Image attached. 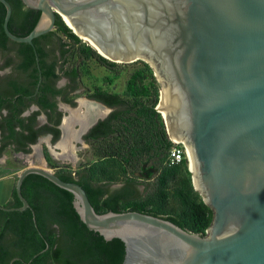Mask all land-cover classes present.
<instances>
[{"label": "water", "instance_id": "water-1", "mask_svg": "<svg viewBox=\"0 0 264 264\" xmlns=\"http://www.w3.org/2000/svg\"><path fill=\"white\" fill-rule=\"evenodd\" d=\"M22 1L40 18L17 36L9 28L13 7L0 0L11 40L33 44L54 30L59 15L106 59L144 60L154 69L170 99V125L162 114L168 133L191 147L193 183L214 216L202 236L138 211L98 213L80 184L35 166L16 184L22 206L0 210L31 208L22 185L34 173L74 195L89 230L124 242L122 264H264V0ZM161 100L162 91L159 111Z\"/></svg>", "mask_w": 264, "mask_h": 264}, {"label": "trees", "instance_id": "trees-1", "mask_svg": "<svg viewBox=\"0 0 264 264\" xmlns=\"http://www.w3.org/2000/svg\"><path fill=\"white\" fill-rule=\"evenodd\" d=\"M8 1L13 7L9 23L11 32L17 36H27L36 26L40 11L26 7L22 0ZM5 16L6 8L0 2V44L8 40L2 31ZM50 34L60 39L63 58L61 72L74 81L93 59L110 71L107 85H113L121 75L119 68L127 65L110 61L85 44L59 15ZM38 39L34 42H38ZM134 63L142 66L131 73L126 97L102 87L90 95L108 106L117 107L85 136L99 162L77 171L62 170L57 175L64 181L80 184L98 213L138 211L164 218L189 232L206 236L214 212L195 189L188 158L177 165L168 163L174 144L162 113L157 108L161 85L148 63L142 60ZM54 69L53 66H44L45 77H58ZM46 90L47 87L44 88ZM145 169L155 174L152 188L144 198L136 199L137 187L142 184L138 175ZM42 178L47 182L46 186L56 189L50 201L51 210L45 209L43 197L40 202L38 196L32 198L27 194V181L22 193L35 209L44 237L37 232L29 210H0V264H11L17 256L20 259L13 264H122L124 242L119 238L105 240L99 233L89 230L74 208V195ZM117 183L123 186L110 191L108 187ZM12 197L17 200L16 204L8 202L3 205H22L15 188ZM52 225L56 227L52 228ZM59 241H63V245H59ZM47 244L49 249L41 253Z\"/></svg>", "mask_w": 264, "mask_h": 264}, {"label": "flooded vegetation", "instance_id": "flooded-vegetation-1", "mask_svg": "<svg viewBox=\"0 0 264 264\" xmlns=\"http://www.w3.org/2000/svg\"><path fill=\"white\" fill-rule=\"evenodd\" d=\"M2 31L7 36L4 27ZM40 37H38V42L29 44L15 42L7 36L8 40L0 44V164L8 165L11 163L8 161L10 159L8 153L10 157H25V161L30 162V165L25 167L23 171L35 166L31 162H33L32 155L35 153L34 148L37 146H39L40 159L45 160L46 165H54L51 158L55 160L64 159L63 156H61L62 158L56 157L52 149L58 153L62 151L58 144L64 134V118L69 114V109L78 107L79 98L77 94L80 91L79 82L82 80L83 75L82 73L76 81L71 79L70 76L64 75V72H61V61L63 60L61 44L55 43L56 38L52 34L42 39ZM44 66L46 68L53 66L55 68L54 72L58 77H45ZM63 80L67 81L65 86H62ZM45 87L48 90L44 91ZM99 87L102 86L94 85L86 88L88 92L85 98L100 103L109 109L107 117L103 119L106 120L117 107L108 106L99 99L90 97V95L97 92ZM93 127L82 136L80 142H76V148L82 142L91 147L85 136L91 132ZM55 167H57L58 171L50 169L55 174L62 170L66 172L72 170L66 166ZM8 168L10 169L11 167L9 166ZM43 168L49 169L48 167ZM1 170L2 168H0V181L13 178V172H6L7 174L2 175L4 171L2 170L1 172ZM73 175H75V172H73ZM19 176L20 174L18 178ZM42 177L32 173L25 178L23 185L27 181L25 185L27 194L32 198L38 196L37 200L40 202L44 198L46 201L44 203L45 209L51 210L50 201L51 199L53 200L52 196H55L54 191L56 189L46 186L47 182ZM16 184L17 182L13 189H16ZM40 197L43 198L41 199ZM9 202L16 204L17 200L12 197ZM29 204L31 208L24 211L29 210L32 215L34 211L36 215L32 204L30 202ZM34 225L37 232L44 237L38 222L35 223L34 221ZM55 227L56 225H52V228ZM57 236L60 237V235ZM59 245H63V241H59ZM13 259L16 261L20 258L17 256Z\"/></svg>", "mask_w": 264, "mask_h": 264}, {"label": "rangeland", "instance_id": "rangeland-1", "mask_svg": "<svg viewBox=\"0 0 264 264\" xmlns=\"http://www.w3.org/2000/svg\"><path fill=\"white\" fill-rule=\"evenodd\" d=\"M55 43H59L60 39L58 36L55 37ZM66 40V39H64ZM68 42V40H66ZM84 42V41H83ZM85 44H87L86 42H84ZM88 45V44H87ZM144 61V60H142ZM146 62V61H144ZM89 66L87 67L86 70L83 71V75H82V80L79 82V94H77L79 99H84L86 96V93L88 92L86 88L92 87V86H102L105 89L111 91V92H116L118 94H120L123 97L127 96V82L130 78V75L132 72H134L137 68L141 67L142 64L140 63H128L126 66H124V68H119V70H121V75L119 78H117L114 81L113 85H107V78L108 76H110V71L102 66L99 62H97L96 60H91L88 62ZM118 63V62H117ZM147 63V62H146ZM118 64H125V63H118ZM67 83L66 80L62 81V86H65ZM161 85V84H160ZM163 87L161 85V91H162ZM87 99V98H85ZM89 100V99H87ZM79 101V100H78ZM79 105V104H78ZM108 109V108H107ZM109 111V109H108ZM108 113V112H107ZM76 142H79V140L72 142L73 146L75 147V157H70L68 155L63 156L64 159H52L53 164H47L46 165V161L42 160V162L44 163V167H48L49 169L53 170V171H58L57 167L55 166H66L74 171H77L83 167H85L86 165L89 164H95L98 161V157L95 154L92 146L89 147L88 144H84L82 142L79 143L77 145L76 148ZM53 148V147H52ZM54 150V149H53ZM56 152V151H55ZM58 153V152H57ZM8 157L10 158L8 161L11 162L8 165H5L4 163L0 164V168H2V170L4 171V173L2 175H5L6 172H13V178H11L10 180L5 179L0 181V205H3V203L5 202L8 192L10 191V189L15 185V183L17 182V178L18 175L21 174V172L23 171V169L27 166L30 165V162H26L25 157L22 158L20 156H15V157H10L9 153H8ZM62 158V157H61ZM33 165H35L33 162H31ZM11 167L10 169L8 167ZM37 166V165H35ZM1 170V172H2ZM7 174V173H6ZM139 180L142 182L141 185H139L137 187V193L135 194V198L137 199H141L144 198L147 193L151 190L152 188V180L155 176L154 172H152L150 169H145L142 173H140L139 175ZM123 186L122 183H117V184H112L110 185L108 188L110 191H114V190H118ZM7 204V203H5Z\"/></svg>", "mask_w": 264, "mask_h": 264}, {"label": "bare ground", "instance_id": "bare-ground-1", "mask_svg": "<svg viewBox=\"0 0 264 264\" xmlns=\"http://www.w3.org/2000/svg\"><path fill=\"white\" fill-rule=\"evenodd\" d=\"M64 18L66 22L68 23V25L81 36L83 41L93 46V44L90 42V40L87 37L81 35L78 32L77 28H75V26L72 24V22L68 18L66 17ZM94 47L97 48V46H94ZM78 102H79L78 107L69 109V114L66 115V117L64 118V123H63L64 134H63L62 140L58 144V147L62 151L61 153H57L55 152V150L52 149V152L54 153L56 157H61V156L66 157V155H68L74 158L75 157V154H74L75 147L73 146L72 142L76 140H79L80 142L81 133H83L87 129V127L90 124H92L97 118L104 117L108 112L107 107L93 100L79 99ZM169 103H170V99L168 98L167 91L164 88L162 90V100H161L159 109L161 113L165 116L166 120L168 121L170 125V112L171 111L168 109ZM172 136L176 141L183 140L177 135H172ZM187 146L189 148L191 168L195 172L196 167H195L193 153H192L191 147L188 144ZM34 150H35V153L32 155L33 163L37 166L44 167L45 165L44 163H42V160L40 159V155H39L40 154L39 146L35 147ZM196 182L198 185L197 180Z\"/></svg>", "mask_w": 264, "mask_h": 264}, {"label": "built area", "instance_id": "built-area-1", "mask_svg": "<svg viewBox=\"0 0 264 264\" xmlns=\"http://www.w3.org/2000/svg\"><path fill=\"white\" fill-rule=\"evenodd\" d=\"M171 141L173 142V148L171 149L168 163L170 165L180 164L185 158L189 160V148L186 142L176 141L173 137L170 136ZM190 162V161H189Z\"/></svg>", "mask_w": 264, "mask_h": 264}, {"label": "crops", "instance_id": "crops-1", "mask_svg": "<svg viewBox=\"0 0 264 264\" xmlns=\"http://www.w3.org/2000/svg\"><path fill=\"white\" fill-rule=\"evenodd\" d=\"M12 196H13V187L8 192L7 198L3 204L8 203L12 199Z\"/></svg>", "mask_w": 264, "mask_h": 264}]
</instances>
